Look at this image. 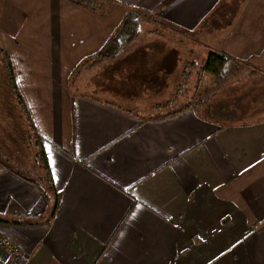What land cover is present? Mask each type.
Here are the masks:
<instances>
[{"label": "crops", "instance_id": "1", "mask_svg": "<svg viewBox=\"0 0 264 264\" xmlns=\"http://www.w3.org/2000/svg\"><path fill=\"white\" fill-rule=\"evenodd\" d=\"M116 1L100 13L71 0H0L4 48L56 192L50 201L29 181L44 176L38 157L35 177L0 157V235L24 264H264V0H239L221 17L239 1L177 0L163 9L164 19L208 39L209 55L252 68L229 85L234 94L222 91L223 100L245 95L250 104L241 114L237 104H215L217 96L202 105L191 98L190 107L169 103L148 119L152 108L140 101L170 100L175 69L161 68L172 57L164 47L130 45V70L107 81L103 72L94 93L71 83L125 6L148 11L163 0ZM0 261L12 264L1 247Z\"/></svg>", "mask_w": 264, "mask_h": 264}, {"label": "rangeland", "instance_id": "2", "mask_svg": "<svg viewBox=\"0 0 264 264\" xmlns=\"http://www.w3.org/2000/svg\"><path fill=\"white\" fill-rule=\"evenodd\" d=\"M71 1L77 5L80 1H84V2L90 1L91 3H93L92 4L93 8H96L97 10L103 12L107 9L109 2L110 3L112 2V0H71ZM104 1L106 3V7L102 8V2ZM238 3H240V1L237 3H235L234 1H230V3L228 2L227 4H225L223 7L224 9L222 10V12H220V17L222 16V14L223 16L228 15L227 12L231 10H234V12H236L239 8ZM112 4H120V3H118L116 0H113ZM160 4L157 5L156 8L148 11L130 6V9H136L140 11L139 13L141 15L139 18L140 28H139L138 37L130 45L145 44V45H158L164 47L165 48L164 50L165 52H167V54L172 53V57H170L169 59L167 58V60H165L166 65L165 66L162 65L161 68L166 72L167 70L169 72L170 70L173 71L175 69L171 78H168V82H171L170 84L171 90L168 93V95L170 96V100L168 101V103L159 105V103L164 102V100H159V99L151 100V101L150 100L140 101L141 102L140 104L145 106L146 108L148 105H150V107L152 108L151 110L152 112L150 111L151 114L149 113L142 118L148 119V118H152L153 116L156 117L161 112L165 110H169V109H162L165 106L168 107L169 103L173 104V107L179 105V103L181 102L183 103L188 102L190 103L188 105H191V100L193 99V102L196 103V105L198 103L202 105L206 103L208 96H210L209 98L212 101L214 100V97L217 96L218 99H216V101H213L217 105H223L224 102L227 107H229V105L233 106L237 104V107H241V109L244 108L245 110L250 104L249 97H247V99L244 100V98L246 97L244 95L241 98L237 97L234 99L223 100L222 98L224 94L222 93V91L223 89L226 88L225 94L227 95L234 94L235 90L233 88H230L229 85L232 83L234 84L237 78H239L237 79V82L243 81L246 75V69H247V74L251 75L252 68L250 67L246 68L245 71H242L244 68H242L240 71H237L238 69L234 70L235 68H233L234 72L235 71L237 72L236 75L231 77H230L231 75L230 73L233 70L231 71L230 69L226 73V76L227 75L228 76L227 77L225 76V79H222L220 77L207 76L204 72H202V65H203V60L205 59L207 60L210 53L207 52L208 49H206L205 45L210 44V42L207 41L208 39L206 40L202 37H198L194 33H190L189 31L185 32L184 30L180 29L173 23L164 19L162 17L164 8L163 9L158 8ZM125 7L127 10L129 9V6H125ZM24 17H26V14L24 15ZM225 20L230 23L232 19L231 20L225 19ZM219 22H220L219 20H216L214 24L216 25ZM11 23L8 24V27L13 25ZM2 33L3 32L0 31V157L5 161L10 162V164L12 166H15L17 169H19L20 172L26 175L28 174L31 175L30 172H32L33 177H35L37 176L36 172L38 169L35 162L37 161V157H38L37 153L39 152L40 149L38 150V148L36 147L37 141H36V136L34 134V127L25 108V104L22 98L20 97L16 83L12 84L9 78L8 65L9 64L11 65L12 70H13V66L10 56L4 48ZM196 44H199L200 48H198L199 45ZM130 45L125 47L123 50H121L118 56L112 60H107V61L105 60L96 65L89 63L86 64L85 66H78L79 69L73 72L70 76L72 85L74 87L75 86L78 87V89L80 88L79 90L81 91L89 90L92 91L90 93H94L93 86L96 83V81L102 79L100 77L103 72H104L103 78L106 81L112 76L124 78V74H122V72L123 71L126 72L130 70V62L126 63L128 57H130ZM195 45L198 47L193 48ZM171 48H175L177 49V51H175V53L170 52L172 50ZM192 49H194L193 52H191ZM165 52L157 51L155 54L156 57H158V59L157 58L156 59L161 60L162 57L159 58L158 55L159 54L163 55ZM178 58L181 59L182 69H180L178 75H176L177 74L176 62ZM125 67L126 69H124ZM159 68L160 67H158V69ZM185 71L188 74L187 76L185 74ZM162 76L163 74L161 73L159 86L162 85L161 84ZM226 78L229 79L227 80ZM259 80L260 82H264V79L263 80L259 79ZM87 84H89L90 88L86 87ZM247 84L252 87L247 92L249 93L254 91V87H253V85H255L254 80L253 79L251 80L252 85L249 82H247ZM151 87L153 89V92H156L155 90L159 89L158 85H151ZM196 87L198 89V92L196 91ZM126 88H130V86ZM235 99L238 100L234 102ZM119 102L127 106L132 105L129 101H119ZM261 102L264 103V101ZM146 111L149 112V109H146ZM237 112L240 113V110H238ZM243 113L244 111L242 109L241 114ZM260 119H262V115L258 117L256 116L255 118V120H260Z\"/></svg>", "mask_w": 264, "mask_h": 264}, {"label": "trees", "instance_id": "3", "mask_svg": "<svg viewBox=\"0 0 264 264\" xmlns=\"http://www.w3.org/2000/svg\"><path fill=\"white\" fill-rule=\"evenodd\" d=\"M177 0H164L158 7L159 9L166 8L176 2ZM112 2H109V5H112ZM92 4L90 1L84 2L80 1L78 5L83 6L87 9L93 10L94 12H100L103 13V11H99L96 8L92 7ZM106 7L105 1L102 2V8ZM157 9V10H159ZM140 11L136 9H128V12L118 27V29L115 31V33L111 36V38L107 41V43L94 55L87 58L80 66H85L86 64L92 63L93 65H96L98 63H101L103 61L112 60L118 56V54L123 50L125 47L130 45L134 40L138 37L139 28H140ZM235 67L233 59L224 53H214L210 54L207 58V60L202 65V72L208 75H213L216 77H220L222 79H225L226 73L231 69ZM9 69V78L11 80L12 84H15L14 74L11 65H8ZM79 67H77L75 71H77ZM186 76L188 75L185 71ZM228 76V75H227ZM226 76V77H227ZM238 99H235L237 101ZM191 105H188L190 107ZM183 110V109H182ZM38 159L42 163L43 173L44 176L40 179V181L36 182L33 180H30L33 184L37 185L46 195L47 199L51 201V197H56V192L53 185V180L51 176V172L48 166V163L45 159V154L42 150H39L37 153ZM26 180L27 177H24ZM55 207V205H54Z\"/></svg>", "mask_w": 264, "mask_h": 264}, {"label": "built area", "instance_id": "4", "mask_svg": "<svg viewBox=\"0 0 264 264\" xmlns=\"http://www.w3.org/2000/svg\"><path fill=\"white\" fill-rule=\"evenodd\" d=\"M0 247L6 250L11 257L12 264H24L25 259L20 249L0 235ZM0 264H5L0 261Z\"/></svg>", "mask_w": 264, "mask_h": 264}]
</instances>
